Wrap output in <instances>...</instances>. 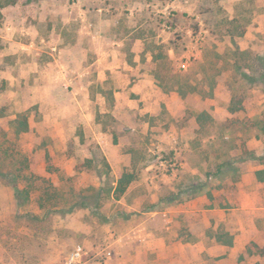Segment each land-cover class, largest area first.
I'll return each mask as SVG.
<instances>
[{
	"label": "rangeland",
	"instance_id": "1",
	"mask_svg": "<svg viewBox=\"0 0 264 264\" xmlns=\"http://www.w3.org/2000/svg\"><path fill=\"white\" fill-rule=\"evenodd\" d=\"M0 111V264H264V0H0Z\"/></svg>",
	"mask_w": 264,
	"mask_h": 264
},
{
	"label": "trees",
	"instance_id": "2",
	"mask_svg": "<svg viewBox=\"0 0 264 264\" xmlns=\"http://www.w3.org/2000/svg\"><path fill=\"white\" fill-rule=\"evenodd\" d=\"M5 117V114L3 111H0V118ZM30 122L29 117L26 114H20L16 120H15V131L18 135L25 134L30 131ZM261 175V172L259 173ZM135 177L133 174H124L121 179L118 181L117 188L115 190V193L117 195V199L121 198V196L127 191L130 184L134 181ZM261 180H264V177H260ZM224 238L223 235H220L218 237V240L222 241ZM226 244L232 245V238H230L228 241H224ZM264 253V251H263Z\"/></svg>",
	"mask_w": 264,
	"mask_h": 264
},
{
	"label": "built area",
	"instance_id": "3",
	"mask_svg": "<svg viewBox=\"0 0 264 264\" xmlns=\"http://www.w3.org/2000/svg\"><path fill=\"white\" fill-rule=\"evenodd\" d=\"M85 254V248L82 245L76 246L69 255L68 263L80 264Z\"/></svg>",
	"mask_w": 264,
	"mask_h": 264
}]
</instances>
